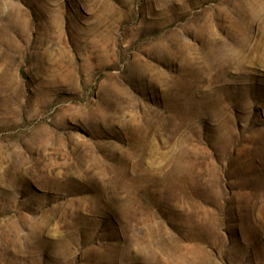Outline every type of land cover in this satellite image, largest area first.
Masks as SVG:
<instances>
[{
    "label": "rangeland",
    "instance_id": "obj_1",
    "mask_svg": "<svg viewBox=\"0 0 264 264\" xmlns=\"http://www.w3.org/2000/svg\"><path fill=\"white\" fill-rule=\"evenodd\" d=\"M0 264H264V0H0Z\"/></svg>",
    "mask_w": 264,
    "mask_h": 264
}]
</instances>
